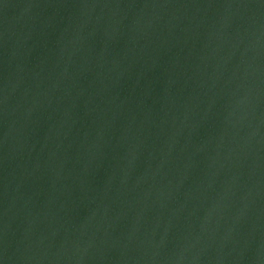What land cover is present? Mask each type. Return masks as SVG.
<instances>
[{
    "label": "water",
    "instance_id": "95a60500",
    "mask_svg": "<svg viewBox=\"0 0 264 264\" xmlns=\"http://www.w3.org/2000/svg\"><path fill=\"white\" fill-rule=\"evenodd\" d=\"M0 264H264V0H0Z\"/></svg>",
    "mask_w": 264,
    "mask_h": 264
}]
</instances>
